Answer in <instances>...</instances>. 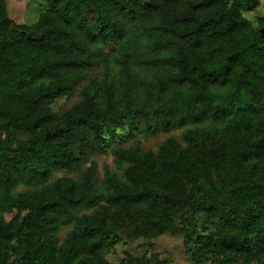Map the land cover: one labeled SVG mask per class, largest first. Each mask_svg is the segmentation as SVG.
<instances>
[{"label": "trees", "instance_id": "obj_1", "mask_svg": "<svg viewBox=\"0 0 264 264\" xmlns=\"http://www.w3.org/2000/svg\"><path fill=\"white\" fill-rule=\"evenodd\" d=\"M245 1L46 0L16 24L0 0V264H110L122 234L165 232L190 264H264V17ZM121 128L184 144L113 147L122 172L97 180Z\"/></svg>", "mask_w": 264, "mask_h": 264}, {"label": "rangeland", "instance_id": "obj_2", "mask_svg": "<svg viewBox=\"0 0 264 264\" xmlns=\"http://www.w3.org/2000/svg\"><path fill=\"white\" fill-rule=\"evenodd\" d=\"M6 10L9 18L16 24L32 23L37 19L38 14L45 9L46 0H5ZM242 14L252 24L257 23L258 17H264V0H252L245 1L243 4ZM113 47L108 46L107 50L111 52ZM99 78L102 76L100 71L91 73ZM87 79L84 80L77 89L69 94L55 98L50 106L55 112H62L68 108L72 103L80 99V89L83 85L87 84ZM210 125L209 122L200 124V127ZM183 128L172 129L168 132L147 133L145 131H129L126 128L119 129V134L114 139H111L108 146L99 151L96 155L91 157L96 164V178L102 180L104 170L107 168L112 171H116L118 175L121 174L122 169L118 168L114 163L112 155V148L138 146L142 150H151L157 152L159 145L167 138L174 137L181 144L184 142L181 140V132ZM89 163H87L88 165ZM68 176L75 178V174L72 172L58 171L55 172L52 180ZM23 189L22 186L17 190ZM16 210L6 212L4 214L5 219H10ZM24 213V212H23ZM71 226V222L63 221L60 225L58 232V238L62 242L63 237ZM249 244L252 246L255 252H259L261 248V241L258 237L248 239ZM126 255H132L135 257H145L149 260V264H190L188 261L183 247V237L180 234L162 233L155 237H137L133 241H128L124 234H122L121 242L114 245L110 252L104 256V259L110 264H118L120 259ZM211 264V263H206ZM238 264H243L239 262ZM248 264H256L254 261Z\"/></svg>", "mask_w": 264, "mask_h": 264}]
</instances>
